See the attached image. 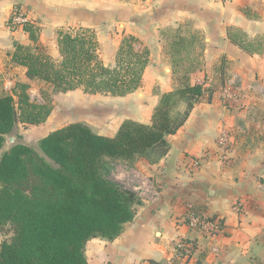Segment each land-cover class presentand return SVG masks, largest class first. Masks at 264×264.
<instances>
[{"label":"crops","instance_id":"0c3cea01","mask_svg":"<svg viewBox=\"0 0 264 264\" xmlns=\"http://www.w3.org/2000/svg\"><path fill=\"white\" fill-rule=\"evenodd\" d=\"M99 1L124 11L117 21L121 33L111 43L102 41L105 30L98 26L106 10ZM16 6L34 20L40 47L54 40L59 52V38L49 34L51 20L60 16L79 22V31L94 32L99 48L104 43L111 50L109 58H115L123 37L136 38L137 51L148 50L142 85L133 94L116 97L123 107L115 118L125 117L110 136L99 133L107 137L115 136L125 121L151 124L161 97L174 90L162 35L186 26L204 35V67L189 77L192 85L207 90L206 95L194 104L178 132L166 138L169 149L164 157L125 162L128 166L117 181L138 200L134 220L114 241L90 239L84 249L88 264H163L180 238L194 240L196 246L193 258L183 264H264V45L248 53L229 39L232 29L250 41L264 34V0H0V97L12 95L17 84L35 82L26 77V68L12 62L17 46H34L24 26L9 23ZM227 74L228 82L239 87L235 105L225 97L227 89L212 86L221 77L226 87ZM55 130L39 134L43 138ZM223 133L227 147L220 145ZM238 203L244 207L241 213L233 209ZM190 208L221 218L223 232L206 237L190 230L185 223Z\"/></svg>","mask_w":264,"mask_h":264},{"label":"trees","instance_id":"16d2710c","mask_svg":"<svg viewBox=\"0 0 264 264\" xmlns=\"http://www.w3.org/2000/svg\"><path fill=\"white\" fill-rule=\"evenodd\" d=\"M31 47L17 46L12 62L26 68L30 81H40L56 93L82 90L89 95L125 97L142 85L149 52L137 51L138 40L125 37L115 64L106 65L90 30L60 33L59 61L37 45V30L24 25ZM230 41L248 53L251 43L237 35ZM175 63V62H174ZM192 66L181 85L164 94L149 125L125 121L113 137L73 123L39 141L43 156L30 146L13 145L0 157V233L12 234L0 245V264H88L84 255L92 238L116 240L134 220L138 200L132 192L109 180L108 161L129 165L138 158L168 153L167 137L186 123L194 104L206 95L192 85ZM28 84H17L12 95L0 97V150L17 124L44 125L52 108L31 100ZM181 105L186 106L180 112ZM152 161V160H151ZM38 180L31 183V178Z\"/></svg>","mask_w":264,"mask_h":264},{"label":"rangeland","instance_id":"374dc122","mask_svg":"<svg viewBox=\"0 0 264 264\" xmlns=\"http://www.w3.org/2000/svg\"><path fill=\"white\" fill-rule=\"evenodd\" d=\"M116 1L120 2L124 0ZM95 2L96 1H94V3ZM99 4L102 6L104 5L103 7H101L106 10L103 13L104 16L99 19L101 24L100 26H98L99 28H101V30H105L104 33H102L103 36H101L102 41L104 43H111V41L116 40V36L120 35L121 33L122 27H120V24H118L117 21H119V15H123L124 11L115 9L114 4L107 3L105 1H99ZM15 8L24 10L19 6H16ZM249 16L251 15L249 14ZM112 19L116 20L115 24H111ZM33 21L34 20H32V22ZM51 21L54 25L51 26L49 36H52V33H55L56 39L59 38L60 33L75 34L79 32L81 28L79 22L68 21L60 16H56L55 22L54 20ZM32 22L30 21V23ZM34 25L38 27V24ZM38 30L37 33H39ZM231 31L233 35H237L244 43L248 44V42H251L252 50L259 49V44H261V47L262 45H264V34L258 35V38L250 41L240 30L232 29ZM161 38V41H163L164 43V47L162 50L163 55L165 54L167 58H170L175 90L181 85L182 77L187 73V71L190 70L192 66L197 65L194 64V61L196 62L199 60V69L204 67V60H202V58H204V52L206 49L204 35H198L193 32L190 26H186L181 32H168L167 34L164 33ZM123 39L124 37L122 38V40ZM49 41L51 42L46 46V50L49 51L48 53L51 55V57L55 59L60 58L58 49L54 47V45L56 44H54V42L52 43V41L54 40ZM104 43L102 44V47L100 46L99 48V55L106 65H114L116 56L115 58L114 56L113 58H109L110 56H112L111 50H107V47H104ZM142 50L144 49H141L140 51ZM225 79H227L225 82L227 83L226 87L221 77L217 78V85L213 83L214 85L212 86L224 87L223 89H227L232 94V99L230 102H232L233 105L238 104L237 94L239 93L237 89H239V87H236L235 83L228 82V74L227 76H225ZM29 95L32 101L42 104L47 103L52 108V113L49 120H47V125L42 128L41 126L36 127L17 124L13 132L7 136L3 148L2 150H0V157L4 152L9 150L13 145L16 144H24L30 146L37 152L39 156H43L42 152L39 149V141L42 139V135H40L39 133L44 132V130L47 129L48 131H50L62 128L73 123L84 124L91 128L97 134L100 133L110 136L115 131V129L119 127L122 117H125L122 115L119 116L120 114H118L115 118L116 113L120 111L119 108L123 107V101L119 100L116 97H111L108 95H89L85 94L82 90L68 93H56L52 90V88L48 87L40 81H35L30 86ZM179 110L180 112H184V105H181ZM11 138H13V142H10ZM155 158V156H151L150 160H154ZM119 163L122 165H119ZM125 166L128 165H125V162L122 161H108V170L106 171L107 178L119 184V181H117V177L119 174L126 170ZM37 182L38 180L36 178H31V183ZM0 235L3 241L9 239L12 236L11 233L8 234L4 232H1Z\"/></svg>","mask_w":264,"mask_h":264},{"label":"built area","instance_id":"2783aa9c","mask_svg":"<svg viewBox=\"0 0 264 264\" xmlns=\"http://www.w3.org/2000/svg\"><path fill=\"white\" fill-rule=\"evenodd\" d=\"M9 23L15 28L30 23V20L24 10L14 8ZM225 97L231 100L232 94L225 90ZM227 139V134L223 133L220 137V145L227 147ZM243 208V204L238 203L233 209L236 213H241ZM185 223L190 230L199 232L206 237H213L223 232V220L221 218L212 216L207 212L195 213L191 208L186 213ZM195 251L194 240L180 238L174 242L171 258L163 264H183L193 258Z\"/></svg>","mask_w":264,"mask_h":264},{"label":"water","instance_id":"95a60500","mask_svg":"<svg viewBox=\"0 0 264 264\" xmlns=\"http://www.w3.org/2000/svg\"><path fill=\"white\" fill-rule=\"evenodd\" d=\"M10 142H13V138H11Z\"/></svg>","mask_w":264,"mask_h":264}]
</instances>
